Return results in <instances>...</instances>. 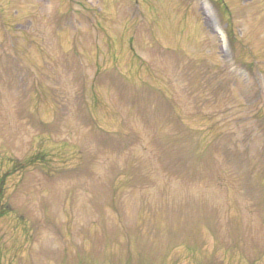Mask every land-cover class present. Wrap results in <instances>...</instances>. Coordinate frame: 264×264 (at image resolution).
Listing matches in <instances>:
<instances>
[{
    "label": "rangeland",
    "instance_id": "obj_1",
    "mask_svg": "<svg viewBox=\"0 0 264 264\" xmlns=\"http://www.w3.org/2000/svg\"><path fill=\"white\" fill-rule=\"evenodd\" d=\"M0 264H264V0H0Z\"/></svg>",
    "mask_w": 264,
    "mask_h": 264
}]
</instances>
